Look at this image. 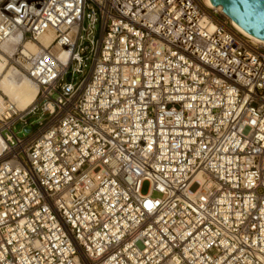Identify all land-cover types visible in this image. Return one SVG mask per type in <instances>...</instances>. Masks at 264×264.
<instances>
[{"label": "built area", "instance_id": "built-area-1", "mask_svg": "<svg viewBox=\"0 0 264 264\" xmlns=\"http://www.w3.org/2000/svg\"><path fill=\"white\" fill-rule=\"evenodd\" d=\"M0 53L38 88L0 106V264H264V43L222 8L0 0Z\"/></svg>", "mask_w": 264, "mask_h": 264}, {"label": "bare ground", "instance_id": "bare-ground-1", "mask_svg": "<svg viewBox=\"0 0 264 264\" xmlns=\"http://www.w3.org/2000/svg\"><path fill=\"white\" fill-rule=\"evenodd\" d=\"M205 3L213 6L210 0H205ZM216 7L222 8L219 5ZM232 23L247 36L249 35L253 39L264 43V40L257 38L249 32L247 33L233 20ZM52 38L53 33L48 31L40 36L39 40L46 46L51 42ZM26 46L31 51H34L37 48L35 43L33 44L30 42L27 43ZM8 48L7 52L11 54L13 51L11 49V45ZM37 92V86L29 80L25 72L19 67L11 65L9 59L0 53V106H3V100L6 99V101L12 104L14 108H17L18 110H25L36 100ZM4 95L7 98H5Z\"/></svg>", "mask_w": 264, "mask_h": 264}, {"label": "water", "instance_id": "water-1", "mask_svg": "<svg viewBox=\"0 0 264 264\" xmlns=\"http://www.w3.org/2000/svg\"><path fill=\"white\" fill-rule=\"evenodd\" d=\"M247 33L264 40V0H210Z\"/></svg>", "mask_w": 264, "mask_h": 264}, {"label": "rangeland", "instance_id": "rangeland-1", "mask_svg": "<svg viewBox=\"0 0 264 264\" xmlns=\"http://www.w3.org/2000/svg\"><path fill=\"white\" fill-rule=\"evenodd\" d=\"M98 34L99 33H97V35ZM85 73L87 74L88 71H85L83 74L77 73V72H74V74H69L66 77V81L72 82V83L77 82ZM36 118H37V115L36 116H30L27 118V127L28 128H32V126L36 128V126H37ZM20 127H21V123H17V125L14 127V133H17L21 129ZM24 134H25L24 130L18 132L19 136H23ZM148 189H149V183L147 181L142 182L141 192L143 194H145L148 191ZM155 196H160V194L155 191V193L152 194V198H155Z\"/></svg>", "mask_w": 264, "mask_h": 264}]
</instances>
